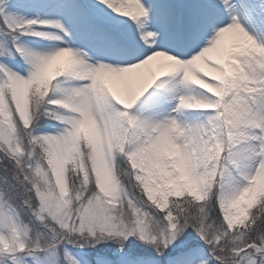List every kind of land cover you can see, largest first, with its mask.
I'll use <instances>...</instances> for the list:
<instances>
[{
    "label": "snow or ice",
    "instance_id": "obj_1",
    "mask_svg": "<svg viewBox=\"0 0 264 264\" xmlns=\"http://www.w3.org/2000/svg\"><path fill=\"white\" fill-rule=\"evenodd\" d=\"M261 180L264 0H0V264H264Z\"/></svg>",
    "mask_w": 264,
    "mask_h": 264
},
{
    "label": "rangeland",
    "instance_id": "obj_2",
    "mask_svg": "<svg viewBox=\"0 0 264 264\" xmlns=\"http://www.w3.org/2000/svg\"><path fill=\"white\" fill-rule=\"evenodd\" d=\"M37 14H39V15H41V16L46 15V13H44V12L37 13L36 11H30V12H28L26 15H27L29 18H33V17H35ZM25 39H26V40H34L35 38H25ZM46 43H47V42L40 41L38 44H34L33 46H44V45H46ZM66 60H67V58H64L60 63L63 64L64 61H66ZM21 63H22V62H21ZM153 70H157V68L155 67V68H153ZM144 72H145L146 75H148V72H147V71L143 70L142 73H144ZM112 88H113V90L116 91V92H120V93L122 92V90H117V89H116V81L112 83ZM153 91H155V89H153ZM42 123H47V124L55 125V122H54V121H42ZM49 130H52V129H49ZM258 208H259V200H257V202H256V203L253 205V207L249 210V217L251 216V213L257 211ZM137 243H138V242H137Z\"/></svg>",
    "mask_w": 264,
    "mask_h": 264
},
{
    "label": "bare ground",
    "instance_id": "obj_3",
    "mask_svg": "<svg viewBox=\"0 0 264 264\" xmlns=\"http://www.w3.org/2000/svg\"><path fill=\"white\" fill-rule=\"evenodd\" d=\"M159 64V62L157 61V62H153V65L152 66H150V67H152V68H155L157 65ZM143 71V70H142ZM145 71H147V70H145ZM148 72V71H147ZM147 77V75L145 74V72L144 73H142L141 74V76L138 78V80H137V83H139L142 79H144V78H146ZM123 84L121 83V82H119V81H116V89L117 90H122V92H123ZM156 90V89H155ZM121 92V93H122Z\"/></svg>",
    "mask_w": 264,
    "mask_h": 264
},
{
    "label": "clouds",
    "instance_id": "obj_4",
    "mask_svg": "<svg viewBox=\"0 0 264 264\" xmlns=\"http://www.w3.org/2000/svg\"><path fill=\"white\" fill-rule=\"evenodd\" d=\"M88 131L91 134V129L90 128L88 129ZM260 187L264 188V180H261ZM253 196H254V193H249L248 196L246 197V199H251V198H253Z\"/></svg>",
    "mask_w": 264,
    "mask_h": 264
}]
</instances>
